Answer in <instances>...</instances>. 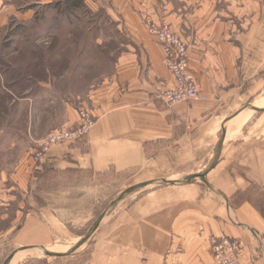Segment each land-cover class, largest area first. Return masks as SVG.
<instances>
[{"label":"crops","instance_id":"crops-1","mask_svg":"<svg viewBox=\"0 0 264 264\" xmlns=\"http://www.w3.org/2000/svg\"><path fill=\"white\" fill-rule=\"evenodd\" d=\"M13 1L0 0V29L7 19L32 13H21ZM100 1L108 3L109 20L117 23L124 40L118 41L123 51L114 73L81 94V105L92 109L97 124L84 139L52 148L32 174V164L24 163H31L33 151L27 131L40 138L63 124L72 126L78 110L67 92L52 83L40 87L42 100L30 88L19 97L16 72L0 69V95L6 90L14 97L7 111L0 109V139L11 144L3 155L19 162L11 175L2 168V177L17 183L2 193H19L20 188L45 193V186L38 190V178L57 170L95 176L138 170L144 182L179 181L208 170L225 133L216 167L205 178L165 187L152 184L135 192L131 204L109 212L114 223L93 245L88 264H215L210 248L214 236L240 239L243 261L264 264V148H258L261 137L243 136L251 123L252 132L264 128V120L254 122L264 107L246 108L250 101L264 99V0ZM144 15L165 20L187 41L188 69L204 97L195 106L169 107L161 99L174 81ZM21 115L25 128L19 124L24 122ZM21 147L23 153L17 152ZM95 186L97 191L99 184ZM65 194L35 195L34 206L47 202L53 208L59 199L65 208Z\"/></svg>","mask_w":264,"mask_h":264},{"label":"rangeland","instance_id":"rangeland-1","mask_svg":"<svg viewBox=\"0 0 264 264\" xmlns=\"http://www.w3.org/2000/svg\"><path fill=\"white\" fill-rule=\"evenodd\" d=\"M51 1L14 0V6L19 8L21 13H24L25 10H32V13L26 18H22V16L11 17L3 22L4 25L0 29V69L12 67L16 72V78L21 80L20 86L17 88V91L21 92L19 97L26 93L25 89L30 88L35 90V98L42 100L43 97L39 96L40 87L44 85L43 83H52L58 90L67 92L69 95L68 102L78 110L79 118L77 123L72 126L63 124L40 138L29 134L27 131L26 134L30 137L33 151L32 153L29 152L31 163L28 161L24 163L25 165L32 164L29 165L30 168L32 167L31 174L33 170L35 171L41 166L42 160L49 151L59 145L51 144L46 150H43L44 144L49 139L78 129L82 124L80 117L82 110L94 116L91 108L87 105H81V100L84 98L81 94L92 91L114 73L117 58L123 51L118 41L124 40V34L117 31V23L109 20L106 1L79 0L81 8L74 11L67 7L66 0ZM142 19L149 35L161 45L165 58V47L158 36L151 33L152 26L158 28L167 26L179 37L188 51L189 68V45L183 35L174 30L165 20L154 21L147 15H144ZM175 86L176 84L173 82L171 88L173 89ZM22 91H24L23 94ZM3 92L0 96H6L0 99L2 101L0 102V109L4 108L7 111L9 107L7 103L12 102L10 100L12 95L9 96L6 90ZM201 97L203 100L204 97L202 95ZM11 98L14 100L13 96ZM249 105L262 108L264 107V99L252 100L246 108H250ZM10 109L13 110L14 107H10ZM2 118L3 114L0 115V120ZM260 119L264 120V113H258L254 122H258ZM20 120L21 122L24 121L19 123L20 127H27V121L22 120V115ZM44 123L42 120L39 125L44 127ZM94 124L95 127L97 124L96 117ZM251 127L252 123L244 129L243 136L261 137L262 142L260 141L258 148L262 152L264 128L252 132ZM221 134L222 132L218 134V138L221 137ZM3 142L4 144H2ZM9 142L3 138L0 139V264H4L14 251L20 252L22 248L42 246L55 252L69 250L81 240L107 210L109 216L102 221L92 238L75 254L48 257L41 252L25 251L15 257L18 259L17 264H88L93 245L97 239L103 238L102 236L107 234L109 227L114 223L110 222V216L114 211L108 210L111 204L125 190L147 179H142L137 172L138 170L127 174L114 173V175L105 174L104 176H95L90 172L68 171L61 173L57 170L50 171L38 178V190H40L39 185L45 186L47 188H41L45 190V193H35L30 189L26 191V188L24 190L20 188L19 193L16 191L5 193V189L9 190L11 185L17 187V183L10 181L9 176L6 177L8 179L3 178L1 170L3 168L11 175L14 173L16 165H19L18 160H9L3 155V152L11 147ZM248 147L251 150L254 149L252 145ZM17 152L23 153V148L21 147ZM20 164H23V161ZM163 179L171 180V178H158V180ZM22 182L21 180L20 183ZM95 183L99 184L97 191L95 190ZM156 185L165 187L176 184L164 185L159 183ZM4 190L5 192L2 193ZM61 190L66 193L65 197L68 198L67 201H64L65 208H60L59 199L53 204V208H50L51 205L47 202L46 205L43 202L38 203L45 207L38 206L36 208L34 206L35 195L38 198H41L43 194L47 197L49 193L59 195ZM136 196L138 193H133L127 197L124 203L121 202L115 207V209L117 208L115 211L117 212L124 205L131 204ZM9 200L11 202L8 206ZM1 204H5V206ZM54 218L57 219L58 223Z\"/></svg>","mask_w":264,"mask_h":264},{"label":"built area","instance_id":"built-area-1","mask_svg":"<svg viewBox=\"0 0 264 264\" xmlns=\"http://www.w3.org/2000/svg\"><path fill=\"white\" fill-rule=\"evenodd\" d=\"M151 33L158 36L165 47V66L176 84L173 89L162 92L161 99L169 107L195 106L202 97L194 77L188 71L186 46L167 26L163 28L152 26ZM80 117L82 124L78 129L49 139L43 150L51 144H74L84 139L94 128L95 117L84 110L81 111ZM210 248L215 264H246L243 261L245 246L240 239L214 236L210 240Z\"/></svg>","mask_w":264,"mask_h":264},{"label":"water","instance_id":"water-1","mask_svg":"<svg viewBox=\"0 0 264 264\" xmlns=\"http://www.w3.org/2000/svg\"><path fill=\"white\" fill-rule=\"evenodd\" d=\"M224 140H225V133L222 135L221 137V140H220V143L217 147V155H216V158L215 160L212 162V164L210 165V167L208 168V170H206L203 174H194V175H190V176H186L184 179H180L179 182H176V181H173V180H168V179H163V180H158V181H148V182H142V183H139V184H136V185H133L131 186L130 188H128L127 190H125L110 206V208L108 210H113L115 209V207L117 205H119L121 202H123L127 197H129L130 195H132L133 193L145 188V187H148L152 184H164V185H167V184H182V183H187V182H192V181H195L199 178H205L206 175L215 167V165L217 164L218 162V158H219V155L221 153V150H222V146H223V143H224ZM109 211V212H110ZM107 215V210L98 218V220L93 224V226L87 231V233L81 238V240L75 244L72 248H70L69 250L65 251V252H61V253H57V252H51V251H48V250H45L42 246H34V247H27V248H22L20 249V252L21 251H24V250H28V249H31V248H34V249H38L40 251H42V254L48 256V257H63V256H69V255H72V254H75L76 251L78 249H80L83 245H85L91 238H92V235L97 231V229L99 228V226L101 225L102 221L104 220V218L106 217ZM19 251H14L10 257L7 258V260L5 261L4 264H10L12 259L14 258V256L18 253Z\"/></svg>","mask_w":264,"mask_h":264},{"label":"bare ground","instance_id":"bare-ground-1","mask_svg":"<svg viewBox=\"0 0 264 264\" xmlns=\"http://www.w3.org/2000/svg\"><path fill=\"white\" fill-rule=\"evenodd\" d=\"M176 182H179V181H176ZM45 250H48V251H51V252H55V251H52V250H49V249H47V248H44ZM32 250V251H31ZM27 252V251H29V252H34V251H36V252H41L42 253V251H40V250H38V249H34V248H31V249H28V250H24V251H21V252ZM65 250H60V251H57V253L59 252V253H61V252H64ZM21 252H18L15 256H14V258L12 259V261H11V263L10 264H17V261H18V259L17 258H15L18 254H20Z\"/></svg>","mask_w":264,"mask_h":264},{"label":"trees","instance_id":"trees-1","mask_svg":"<svg viewBox=\"0 0 264 264\" xmlns=\"http://www.w3.org/2000/svg\"><path fill=\"white\" fill-rule=\"evenodd\" d=\"M65 3L67 7H69L73 11L81 8V3L79 2V0H66Z\"/></svg>","mask_w":264,"mask_h":264}]
</instances>
